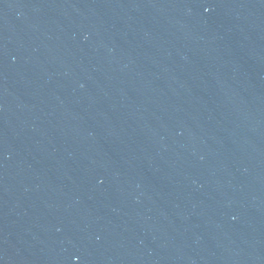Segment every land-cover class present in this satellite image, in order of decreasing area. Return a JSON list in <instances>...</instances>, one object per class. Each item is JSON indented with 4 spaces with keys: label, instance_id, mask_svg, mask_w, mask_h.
<instances>
[{
    "label": "water",
    "instance_id": "95a60500",
    "mask_svg": "<svg viewBox=\"0 0 264 264\" xmlns=\"http://www.w3.org/2000/svg\"><path fill=\"white\" fill-rule=\"evenodd\" d=\"M0 264H264V0H0Z\"/></svg>",
    "mask_w": 264,
    "mask_h": 264
}]
</instances>
